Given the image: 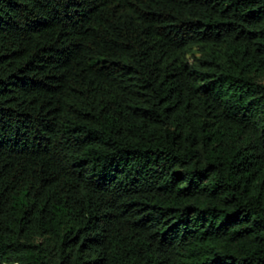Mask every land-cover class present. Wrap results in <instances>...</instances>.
Here are the masks:
<instances>
[{
    "label": "trees",
    "instance_id": "16d2710c",
    "mask_svg": "<svg viewBox=\"0 0 264 264\" xmlns=\"http://www.w3.org/2000/svg\"><path fill=\"white\" fill-rule=\"evenodd\" d=\"M0 264H264V0H0Z\"/></svg>",
    "mask_w": 264,
    "mask_h": 264
}]
</instances>
